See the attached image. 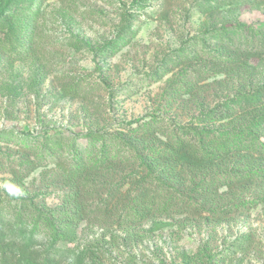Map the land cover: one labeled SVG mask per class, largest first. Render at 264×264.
Segmentation results:
<instances>
[{"label":"rangeland","instance_id":"1","mask_svg":"<svg viewBox=\"0 0 264 264\" xmlns=\"http://www.w3.org/2000/svg\"><path fill=\"white\" fill-rule=\"evenodd\" d=\"M132 1L44 0L33 51L16 60L0 52V264H92L81 255L82 249L102 234L104 264H131L132 260L180 264L177 254L195 255L204 244L218 255L217 264H264V204L213 229L182 227L168 220L171 226L136 244L111 239L116 227L110 228L112 221L92 219L78 225L76 240L57 246L47 263L52 248L48 234L40 227L31 242L30 214L19 212L20 218L14 220L10 206L15 203L7 205V195L31 197L35 205L47 209L64 207L62 187L50 180L55 165L63 167L61 158L42 159L43 152L34 143L47 132H61L62 141L75 136L76 144L85 147L83 136L89 130L153 115L184 123L203 104L230 101L237 90H251L248 84L264 86L260 56L237 54L240 61H256L245 68L239 63L227 69L214 61L220 56L208 55L218 42L215 29L264 25V0H146L135 8L132 34L115 48L106 47L115 39L121 7ZM234 39L243 40L236 44L250 39L256 43L244 30ZM98 49L103 50L98 63L107 88L95 73L93 55ZM180 52L182 57L177 59ZM190 86L192 93L187 95ZM67 88L76 94L65 93ZM259 100L264 105L263 97ZM25 159L38 166L31 171L20 168ZM14 172L19 173L18 180ZM101 196L93 197L90 210L96 211Z\"/></svg>","mask_w":264,"mask_h":264},{"label":"trees","instance_id":"2","mask_svg":"<svg viewBox=\"0 0 264 264\" xmlns=\"http://www.w3.org/2000/svg\"><path fill=\"white\" fill-rule=\"evenodd\" d=\"M43 1L2 0L0 52L7 59L16 60L33 51ZM141 3L146 0H133L128 7H121L115 39L106 47L115 48L118 41L132 34L134 11ZM243 30L256 43L250 39L236 44L243 41L234 39ZM215 33L218 42L208 55L220 56L214 61L227 69L239 63L245 68L256 61H240L242 57L237 58V54H256L260 56L257 59H264V25L238 24L235 29H215ZM100 51L93 55L95 73L107 88L103 67L98 63L103 50ZM248 85L251 90L245 87L237 90L233 100L214 106L201 105L184 123L153 115L148 120L136 119L118 127L89 130L83 136L87 141L85 147L76 144L75 136L62 141L61 132H47L34 143L43 152L42 159L61 158L63 167L56 164L50 180L62 187L64 207L47 209L35 205L31 197L7 195L6 204L15 203L10 206L14 220L20 218L19 212L30 214L31 242L40 227L48 234L52 248L47 251V263L53 259L57 246L76 240L78 225L88 224L92 219L101 223L112 221L110 228L116 227L111 230V239L119 237L125 243L136 244L171 226L168 220L182 227L213 229L264 204V105L259 100L264 99V86ZM190 88L185 90L187 95L192 93ZM64 92L76 94L73 88ZM26 166L31 171L38 164L29 159L19 162L20 168ZM14 176L19 179L18 172ZM101 193L102 202L97 204L96 211L90 210L88 207L93 206L90 201ZM0 207L1 213L3 206ZM118 232L121 236H117ZM103 239L104 234L82 249L81 255L92 264H104L100 254ZM177 255L180 264L218 263V255L211 252L208 244L195 255ZM131 264L137 263L132 260Z\"/></svg>","mask_w":264,"mask_h":264}]
</instances>
